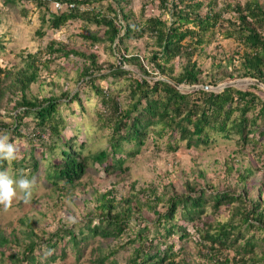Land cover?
Wrapping results in <instances>:
<instances>
[{
	"label": "trees",
	"instance_id": "1",
	"mask_svg": "<svg viewBox=\"0 0 264 264\" xmlns=\"http://www.w3.org/2000/svg\"><path fill=\"white\" fill-rule=\"evenodd\" d=\"M4 1L13 6L31 3L44 7L40 12V36L44 35L47 24L49 28L59 30L69 21L81 20L86 29L90 30L89 26L93 24L103 29V38L98 32L91 31L83 38L93 44L106 43L113 53L121 50L132 37L147 36L155 47L149 61L160 78L148 79L149 72L139 56L122 55L120 66L108 65L114 78L128 76L129 71L123 69V65L130 63L137 64L145 73L141 79L130 80L129 93L122 103L95 84L97 78H108L100 75L104 66L98 64L97 54H87L55 41L40 48L37 54H28L25 66L18 70L0 67V134L25 137L31 144L21 159L0 161V171L11 166L15 177L23 173L30 179L41 178L61 197L81 185L91 165L99 164L106 172L122 169L127 158L142 151L151 132L159 139L167 138L174 151L179 144H185L189 149L207 147L216 141V137H237L241 146L262 142L264 99L259 95V85H250L247 89L227 87L219 92L205 89L234 79L256 80L264 85V7L259 0L247 1L244 6L228 4L222 13L214 12L209 4V12L205 15L200 13L205 5L201 0H159V8L163 13H170L171 20H163L162 15L151 16L134 25L129 22L131 13H126L122 6L126 0ZM102 1L109 2L106 12H95L94 6ZM57 3L73 9L68 7V11L59 12ZM51 5L54 11L50 10ZM86 5L93 8L81 10ZM110 12L114 14L112 17ZM224 12L232 13V17L223 18ZM189 24L193 26L188 27ZM217 27L227 39H235L239 49L224 64L220 63L216 71L203 77L204 72L194 54L205 43L206 33ZM72 55L89 62L84 63L77 82L91 85L104 106L98 113L101 127L108 125L110 128L108 146L96 154L83 155L86 145L82 143L76 149L78 135L70 138L64 135L67 125L59 108L63 99L82 105L80 91L72 96L66 91L61 96L52 93L44 98L31 94V87L40 79L42 68L49 69L51 62ZM177 59L180 61L178 73L173 64ZM179 86L199 88L183 91ZM19 109L21 111L14 113ZM27 118L34 124L29 136L21 131L23 125L28 127L30 124L25 121ZM14 137H10L11 142ZM229 170H233L232 166ZM251 175V170L240 173L238 179L244 188ZM132 188L133 191L120 200L114 197V188L99 195L95 211L86 215L76 227L60 226L54 232L38 234L29 222L22 232V241L14 240L24 246L22 257L18 254L10 256L11 263H40L39 251L41 256L48 254L46 261L49 263L66 258L69 250L81 260L93 242L102 240L108 244L119 243L107 252L102 246L92 248L96 257L90 261L94 264H119L114 256L118 249L128 246L133 247L134 256L127 264H176L173 262L180 251H175L177 245L169 241L190 237L188 226L200 222L209 209L217 217L221 209L227 207L231 216L226 221L208 218L202 227H195L198 243L207 251L208 263L264 264V200L260 197H248L246 190L236 194L234 191H216L213 187L198 189L196 182H186L181 193ZM161 205L165 209L163 213L158 211ZM144 210L153 211L155 217L146 227L134 232L132 219L147 220L143 217ZM125 240V244L119 245ZM10 241L11 238L0 234V246H6ZM163 245L165 248L161 250ZM232 253L234 257H230Z\"/></svg>",
	"mask_w": 264,
	"mask_h": 264
},
{
	"label": "rangeland",
	"instance_id": "2",
	"mask_svg": "<svg viewBox=\"0 0 264 264\" xmlns=\"http://www.w3.org/2000/svg\"><path fill=\"white\" fill-rule=\"evenodd\" d=\"M201 1L205 5L201 8L200 13L205 15L209 12V4H211L214 12L222 13L228 4L244 6L250 0ZM259 1L264 7V0ZM122 6L126 13H131L129 22L132 25L139 22L143 23L151 16L162 15L163 20H171L170 13H163L159 8V0H126ZM68 7L73 9L69 5L63 4L62 10H59V12L68 11ZM94 7L95 12H106L109 2L102 1ZM92 8V6L86 5L83 8L81 7V10L85 11ZM42 9L44 7H38L31 3H19L13 6L5 4L4 0H0L1 68L11 67L14 68L13 70H18L25 66L28 54H37L40 48H45L50 42L55 41L81 52L84 51L87 54H97L98 64H103L104 66V70L100 75H107L108 78H97L95 84L122 103L124 97L129 93L130 80L141 79L142 75H145L137 64L130 63L123 65V69L129 71L128 76L114 78L109 72L111 68L108 65L120 66L122 55H127V57L139 56L143 66L149 72L148 79L156 80L160 78L158 71L154 69L149 61V57L153 49H155L153 41L149 37H132L121 47V50L113 53L108 44H93L90 40L83 38L88 36L90 31L92 33L98 32L99 37L103 38V29H98L94 24L89 26L90 30L86 29L85 24L81 20L69 21L59 30L51 29L47 24L43 30L44 35L40 36L38 31L41 28L40 12ZM114 9H117L116 4H114ZM50 10L54 11V6L51 5ZM109 15L112 17L114 14L110 12ZM231 17L232 13L224 12L223 18L229 19ZM192 26V24L188 25V27ZM238 49L236 40L233 38L227 39L217 27L206 33L205 43L194 54V59H197L204 72L203 77H205L206 74L216 71L218 65L220 63L224 64V61ZM235 57L238 56L235 55ZM84 63L89 64L83 58L73 55L70 58L61 57L56 59V62L50 63L49 69L42 68L40 70V79L31 87V94H37L40 98L48 97L52 93L61 96L66 91H69L72 96L77 91H80L82 105L78 101H70L69 99L66 101L63 99L59 113L65 119L67 125L64 130L65 137L70 138L78 135L76 149L80 144L85 143L86 150L83 155L90 152L96 154L107 147L110 133L109 126L103 125L101 127L102 125L98 120V113L104 107L98 95L92 90L90 84H86L83 81L79 84L77 82L79 72ZM234 63L236 64V62ZM173 64H175L176 72L178 73L180 70L179 59L175 60ZM240 80L242 79L228 80L215 88L210 87L209 90L222 91V86L228 83H233L234 87L240 89L250 87L248 82L240 83ZM188 87L179 86L178 88L183 91H190ZM260 89L259 95L264 99V87L260 86ZM19 111L21 109L14 113ZM2 114H5L4 110H2ZM25 121H30V124L28 127L23 125L21 131L24 135L29 136L34 130V124L31 118H27ZM7 135L9 136V141L11 136L14 137L10 133ZM261 141L259 144L251 143L247 146H241L237 137L232 139L216 137V141L207 147L201 146L189 149L185 144H179L178 149L174 151L170 149L167 138L159 139L151 132L142 151L135 157L127 158L122 169L106 172L105 168L99 164L91 165L82 178L81 185L67 195L60 197L58 193L54 192L50 183L45 184L41 178L37 177V179L35 178L31 199L28 203H22L23 198L18 197L8 210H4L0 206V234L11 238L10 244L0 246V264H30L23 261L11 263L10 260V256L14 254L22 257L21 253H23L24 246L16 242L22 241V232L27 229L29 222L32 223L33 229L38 234L43 231L54 232L60 226L76 227L86 215L95 211L98 205L97 197L112 188L115 190L114 197L120 200L133 191V186L137 190L147 189L149 191L155 188L161 193L164 189L171 192L176 190L181 193L186 182H196L198 189L201 187L205 189L213 187L216 191H234L236 194H242L246 190L249 191L248 197H260L261 200H264V138ZM12 143L18 148L17 159H21L24 156V152L31 147L25 137H14V142ZM44 165L45 163H42V166ZM231 166L233 170L230 172L229 168ZM7 170L14 178H19L14 176L11 166ZM248 170L252 171V175L248 179L247 189V187L244 188L242 182H239L238 178L240 173L246 174ZM202 175L204 177H201ZM164 210L163 205L158 208L160 213H163ZM229 216H231V210L227 207H223L217 217H214L209 209L207 215L200 222L188 226V231L192 234L190 237H185L182 240L176 237L169 241L177 245L175 251H180L173 263L209 264L206 257V249L198 243V234H195L196 228L202 227L203 222L208 218H210V221L211 219L226 221ZM143 217L147 220L135 221V218L132 219L131 228H133L134 232H137L139 228L146 227L147 222L153 219L155 215L153 211L144 210ZM97 223L98 221L95 222V224ZM12 234H15V236ZM98 241L96 240L90 245L81 260H77L74 252L69 250V255L66 258H58L49 263L46 261L48 254L41 256L42 253L39 251V260L42 262L37 264H94L91 261L96 255L94 254L95 250L93 251L92 248L102 246L103 251L107 252L110 247H115L119 243L112 242L108 244L102 240ZM126 241L119 245L125 244ZM164 248L165 245L160 247L161 250ZM132 252L133 247L129 246L123 250L118 249L114 260L119 264H127L134 256ZM230 257H234V253L230 254Z\"/></svg>",
	"mask_w": 264,
	"mask_h": 264
},
{
	"label": "clouds",
	"instance_id": "3",
	"mask_svg": "<svg viewBox=\"0 0 264 264\" xmlns=\"http://www.w3.org/2000/svg\"><path fill=\"white\" fill-rule=\"evenodd\" d=\"M18 157L17 146L9 141V136L0 134V161H14ZM35 178H29L23 173L14 178L8 170L0 171V206L8 210L13 201L22 197L25 203L31 199Z\"/></svg>",
	"mask_w": 264,
	"mask_h": 264
},
{
	"label": "water",
	"instance_id": "4",
	"mask_svg": "<svg viewBox=\"0 0 264 264\" xmlns=\"http://www.w3.org/2000/svg\"><path fill=\"white\" fill-rule=\"evenodd\" d=\"M249 83L250 85H252V84H254V85H259V86H262V87H264V85L263 84H261V83H259L258 81H256V80H247V79H242V80H240V83ZM233 86H235L233 83H228V84H225L224 86H222V88L224 89V88H227V87H233ZM199 87H197V86H194V87H188V89H190V91H194V90H196V89H198ZM206 89H209L208 87H205Z\"/></svg>",
	"mask_w": 264,
	"mask_h": 264
},
{
	"label": "built area",
	"instance_id": "5",
	"mask_svg": "<svg viewBox=\"0 0 264 264\" xmlns=\"http://www.w3.org/2000/svg\"><path fill=\"white\" fill-rule=\"evenodd\" d=\"M56 8H57V10L59 11V10H61L62 9V6L60 5V4H56Z\"/></svg>",
	"mask_w": 264,
	"mask_h": 264
}]
</instances>
